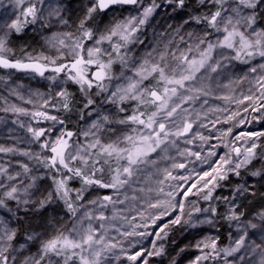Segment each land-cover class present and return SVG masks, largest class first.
<instances>
[{
    "label": "snow or ice",
    "instance_id": "1",
    "mask_svg": "<svg viewBox=\"0 0 264 264\" xmlns=\"http://www.w3.org/2000/svg\"><path fill=\"white\" fill-rule=\"evenodd\" d=\"M10 2L0 69L48 91L10 89L31 107L0 96L27 145L0 153L28 161L14 175L0 166V264H264V131L233 133L264 120V0ZM161 8L176 21L162 31ZM70 20L74 31L53 30ZM29 27L51 33L54 57L17 58L11 37ZM176 230L192 239L170 251Z\"/></svg>",
    "mask_w": 264,
    "mask_h": 264
},
{
    "label": "rangeland",
    "instance_id": "2",
    "mask_svg": "<svg viewBox=\"0 0 264 264\" xmlns=\"http://www.w3.org/2000/svg\"><path fill=\"white\" fill-rule=\"evenodd\" d=\"M53 4L56 3V0H51ZM74 4L76 3V0H73ZM158 3H161L162 0H157ZM16 11L14 8L13 3L10 2V0H0V23H3L5 20L8 22H11V19H14L15 16L13 15V12ZM129 11H131V8H128L124 10V15H128ZM167 13V15H166ZM135 14V13H133ZM173 15L171 13L170 9L167 8H161L158 11V14L155 17V20L153 21V24L156 25V29L162 31L163 28L161 25H166L167 23L175 24L176 21L170 19V17ZM112 17V13H108L107 15L98 18L103 19L105 23H107ZM70 27L68 28H57L53 29L54 31H74V26H72V21H69ZM148 37H151L153 28L148 27L146 29ZM2 34V33H0ZM51 33H42L35 31L32 27L27 28V30L21 34L14 35L11 37V43L9 44V47L13 49V51L16 53L17 58H19V52L20 49L27 48L29 52H35L33 54L43 53L44 55L49 56H55L56 52L54 50L49 49L44 44V36L50 35ZM118 71V69H117ZM9 73H11V77H9ZM0 77L3 79L0 80V96L7 97L8 103H16L18 106H24V107H31V105L23 104L21 101L17 99V97L10 94V89L15 88L17 85H20L21 87L18 89V91H21L27 96V91L31 89L32 91L39 90L40 92H47L48 88L46 85L48 84V81L35 76L32 73H16L14 71L8 72L0 70ZM247 85L243 86V89H247ZM74 89V86H73ZM4 106V101L0 100V108ZM233 108L235 106L233 105ZM241 115L243 116V112H241ZM255 115V113H250L248 115V118L251 119V117ZM0 117H4L8 123L7 124H0V145H4L5 147H12V146H18L20 149H25L27 147L24 143H16L15 137H23L26 135L25 129H20L18 125L12 124V121L16 119V116L12 113H4L0 111ZM21 120H24L27 122V117H20ZM231 126V125H228ZM14 129L11 133L8 131V129ZM245 131H264V120H257L254 121L251 124H244L239 125L237 127L233 128V133L238 134L240 132ZM34 147V146H33ZM17 161L22 162H28L26 158L20 157L14 153H0V166L6 167L9 170L10 174H15L16 171H19V166L17 164ZM0 179H5L3 176H0ZM18 179H23L25 183L28 182V178L21 176ZM256 188L259 192L264 193V188H261L259 184L256 185ZM131 194V193H130ZM259 196H257L254 200L251 201L252 207L249 209L251 213H255L256 211L260 210V204H259ZM143 230V229H140ZM151 231V229H149ZM204 233H208L207 227L204 228ZM112 235H116L115 232L112 233ZM171 239H170V246L169 250L175 249L176 251L179 250V247H183L189 240L192 239V236L187 233H182L179 230H176L175 232L170 233ZM151 239V238H149ZM172 241H175L173 243ZM228 243V241H227ZM145 247L150 248L149 240H145L143 242ZM125 247H127V244H125ZM139 247V245L137 246ZM35 251V249H33ZM129 251H132V249H129ZM190 252L194 253V250H190ZM173 254H175L173 252ZM191 258L190 256L185 257L183 261H181V264H187V259ZM123 259V258H122ZM113 264H120V262L113 260ZM123 264H129L127 260H123ZM150 264H168L167 258H161V257H154L150 258Z\"/></svg>",
    "mask_w": 264,
    "mask_h": 264
},
{
    "label": "trees",
    "instance_id": "3",
    "mask_svg": "<svg viewBox=\"0 0 264 264\" xmlns=\"http://www.w3.org/2000/svg\"><path fill=\"white\" fill-rule=\"evenodd\" d=\"M8 72H10V71H8ZM246 85V84H245ZM72 90H74V89H72ZM163 166V165H162ZM257 167H259V165H257ZM237 181L235 180V178H233V183H236ZM228 192H229V189L226 187V188H224L223 190H222V194H224V195H227L228 194ZM218 227H219V225H218ZM220 232H221V235H222V237L224 236V235H226V232H227V227L225 226L224 228H221L220 229ZM171 237V236H170ZM223 243L224 244H227V240L225 239L224 241H223ZM169 246H170V240L168 241V243L166 244V247L167 248H169Z\"/></svg>",
    "mask_w": 264,
    "mask_h": 264
},
{
    "label": "water",
    "instance_id": "4",
    "mask_svg": "<svg viewBox=\"0 0 264 264\" xmlns=\"http://www.w3.org/2000/svg\"><path fill=\"white\" fill-rule=\"evenodd\" d=\"M129 8H131V7L129 6ZM0 70H3V71H14V72H17V73H26V72L17 71V70H14V69H0Z\"/></svg>",
    "mask_w": 264,
    "mask_h": 264
}]
</instances>
